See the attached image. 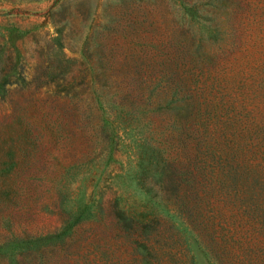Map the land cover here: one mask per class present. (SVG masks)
I'll return each mask as SVG.
<instances>
[{"label":"rangeland","instance_id":"1","mask_svg":"<svg viewBox=\"0 0 264 264\" xmlns=\"http://www.w3.org/2000/svg\"><path fill=\"white\" fill-rule=\"evenodd\" d=\"M186 2L197 4L205 17L187 23L169 0H0V72L16 62L24 78L0 97V168L8 164L18 175L0 183V240L11 233L50 234L63 226L66 210L72 218L89 205L98 219L72 224L64 243L46 249L43 263L141 260L123 231L110 223L115 201L126 205L120 193L131 192L113 177L118 164L127 167L134 158L127 144L131 139L120 138L110 154L102 149L109 141L96 123L90 87L80 78L87 79L86 73L105 70L117 79L120 73L114 69L120 70L127 77L117 84L137 91L140 103L145 88L152 90L149 110L155 97L169 99V77L181 86L187 76L196 84L209 73L205 86L217 100L254 106L252 113L264 119V0ZM214 24L218 34L205 26ZM197 46L211 61L204 75L186 63L187 53L197 56ZM100 54L114 65L106 60L107 65L98 66ZM170 119L168 111H150L148 126L158 135ZM157 138L153 134L152 142ZM172 149L180 152L179 145ZM214 215V234L231 228L232 214ZM246 250L231 247L228 252L242 264H264V256L257 257L264 250L254 251L256 258ZM161 257L151 255L144 263L214 264L197 245L190 250L172 245L169 258Z\"/></svg>","mask_w":264,"mask_h":264},{"label":"trees","instance_id":"2","mask_svg":"<svg viewBox=\"0 0 264 264\" xmlns=\"http://www.w3.org/2000/svg\"><path fill=\"white\" fill-rule=\"evenodd\" d=\"M169 1L179 7L187 23L205 17L197 4ZM205 26L211 33L220 32L217 24ZM206 38L207 34L202 37ZM187 54V65L204 75L210 58L203 57L198 46L196 57L194 52ZM96 59L98 66L107 65L106 60L114 65L105 54ZM114 70L120 73L117 79L105 70L80 78L90 87L96 123L109 141L102 149L110 154L120 138L129 135L131 139L127 144L133 147V160L127 167L118 164L113 174L122 185L131 187V192L125 197V192L120 193L126 205L118 206L115 201L110 223L114 230L123 231L133 251L140 255L136 264H145L151 255L155 260L161 256V261L163 256L167 260L172 245H184L189 250L197 245L214 264H242L229 254L231 247L246 248L247 256L256 258L255 252L264 250V119L252 113L254 106L236 105L230 98L217 100L212 88L205 86L209 73L196 84L187 76L182 87L176 78L169 77L173 81L169 99L155 97L149 110L152 90L145 88L147 95L140 103L137 91L117 84L127 75ZM12 83H24L16 62L8 70L2 66L0 97ZM154 110L171 113L158 135L155 127L148 126L150 111ZM153 134L158 136L154 142ZM175 145L180 146L179 153L172 149ZM14 174L8 164L1 167L0 183L5 177L18 176ZM93 191L89 194L91 203ZM83 208L72 218L71 210H66L63 226L50 234L6 235L0 240V260L6 264H44L46 249L64 243L72 224L98 219L97 214H90L89 205ZM83 211L88 213L81 214ZM214 214H232L231 228L214 234ZM263 256L257 257L261 260Z\"/></svg>","mask_w":264,"mask_h":264}]
</instances>
